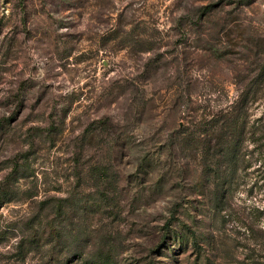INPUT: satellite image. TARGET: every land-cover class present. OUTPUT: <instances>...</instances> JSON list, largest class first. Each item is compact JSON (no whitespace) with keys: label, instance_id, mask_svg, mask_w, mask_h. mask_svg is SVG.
<instances>
[{"label":"rangeland","instance_id":"obj_1","mask_svg":"<svg viewBox=\"0 0 264 264\" xmlns=\"http://www.w3.org/2000/svg\"><path fill=\"white\" fill-rule=\"evenodd\" d=\"M263 133L264 0H0V264H264Z\"/></svg>","mask_w":264,"mask_h":264},{"label":"trees","instance_id":"obj_2","mask_svg":"<svg viewBox=\"0 0 264 264\" xmlns=\"http://www.w3.org/2000/svg\"><path fill=\"white\" fill-rule=\"evenodd\" d=\"M244 120H246L245 115H236L232 119L225 120L222 131L218 137V143L216 146L220 148L223 152L224 157L227 161L226 168L221 172V175H218L217 168H219V159L214 160L210 167L214 169V173L217 176L216 188L213 194V209H220V205L224 202L226 198V191L234 184L236 180V174L239 172V167L237 162H239V154H240V142L242 141V135L244 130ZM219 124V123H218ZM217 124V125H218ZM240 124V125H239ZM211 128H216V126H212ZM264 134V133H263ZM262 151L264 153V145H262ZM215 162V163H214ZM217 164V165H216ZM1 184V183H0ZM1 190V187H0ZM0 202L1 199V191H0ZM101 264H111L110 259L104 258Z\"/></svg>","mask_w":264,"mask_h":264}]
</instances>
